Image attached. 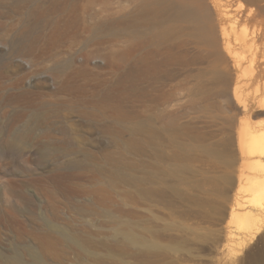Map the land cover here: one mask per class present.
<instances>
[{
	"label": "bare ground",
	"instance_id": "obj_1",
	"mask_svg": "<svg viewBox=\"0 0 264 264\" xmlns=\"http://www.w3.org/2000/svg\"><path fill=\"white\" fill-rule=\"evenodd\" d=\"M213 1L229 14L225 3ZM53 2V12L50 0L29 11L28 0L0 5V19L17 17L0 23V162L22 172L2 181L0 232L12 231L23 243L13 255L0 252V264L61 263L68 253L77 264H129L130 253L162 248L146 239L152 232L141 224L152 216L133 206L139 195L171 207L194 201L178 184L197 174L192 161L199 154L215 152L224 167L235 162L199 144L210 131L168 110L173 89H186L196 110L220 85L230 89L233 77L220 69L224 56L207 0H137L131 11L97 9L86 0ZM233 24L238 44L252 45L248 28ZM99 55L105 64L93 66ZM179 68L186 69L184 78L173 84ZM33 160L48 170L34 173ZM218 181L232 184L227 174ZM251 183L238 185V193H264L260 173ZM253 202L238 197L231 208L237 230L254 232L256 214L236 210ZM28 236L46 261L33 254L28 263Z\"/></svg>",
	"mask_w": 264,
	"mask_h": 264
},
{
	"label": "rangeland",
	"instance_id": "obj_2",
	"mask_svg": "<svg viewBox=\"0 0 264 264\" xmlns=\"http://www.w3.org/2000/svg\"><path fill=\"white\" fill-rule=\"evenodd\" d=\"M2 1L19 3L23 0H0V5ZM41 1L28 0V11L36 7V2ZM53 1L50 0L48 8L52 12L56 9ZM86 1L89 7L97 9L111 5L114 9L125 8L127 11L133 10L137 4V0ZM220 1L228 6L229 14L224 15L221 7L213 0H207L216 23L218 49L224 56L220 69L231 72L233 83L230 89L220 85L210 93L209 101L200 104V109L196 110L189 107L190 95L186 89L176 86L173 89V100L167 108L179 113L181 122L189 121L203 131H210L211 136L199 144L223 152L228 163L233 157L235 162L224 167L215 152L208 155L199 154L198 159L192 161V167L197 174L194 178L191 177V182L178 184V189L186 196L196 197L194 201L178 200L176 205L171 207L157 197L145 199L139 195L133 206L152 216V219L145 218L141 224L152 232L146 235V239L157 240L162 248L141 254L130 253L125 257L129 264H264V212L260 210V205L264 204V193L237 191L238 185L250 186L254 174L260 173L264 178V131H261L264 127V11H257L259 7L264 6V0H225L228 4L223 2L224 0ZM16 18H1L0 23L15 21ZM233 23L236 27L248 28L249 37L254 38L252 45L241 47L238 44L235 38L240 35V31L236 32L231 28ZM191 51L196 53L197 48L192 47ZM236 60L240 61V65L235 64ZM91 64L104 65L105 61L99 55L91 60ZM177 70L180 74L173 84L184 78L186 72V69L182 68ZM179 140L193 142L183 137ZM162 142L165 153L172 154L173 148L169 142L166 139ZM260 160L262 167L258 165ZM29 165L34 173L48 170L42 166L38 167L34 160ZM12 172L21 177V171H14L7 166L5 168L0 162V190L2 181ZM222 174L230 176L232 184L222 186L218 181ZM29 191L36 202L44 201L33 188ZM238 197L254 200L249 207L236 209L239 212L251 209L258 217L253 225L254 232L250 234L237 230L238 226L230 223L231 208ZM171 221L174 224L176 222L173 228L167 226ZM240 224L242 227L246 226L245 221H240ZM26 241L31 247L25 256L28 263L33 261V254L46 261L37 241L30 236ZM22 244L12 231L1 229V253L13 255L16 249L23 250ZM111 254L106 252L107 256ZM54 264L77 263L74 255L68 253L64 261Z\"/></svg>",
	"mask_w": 264,
	"mask_h": 264
}]
</instances>
